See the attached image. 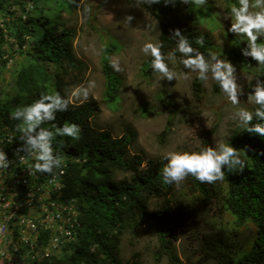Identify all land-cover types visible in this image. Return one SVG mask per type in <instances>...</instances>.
<instances>
[{
	"label": "trees",
	"instance_id": "16d2710c",
	"mask_svg": "<svg viewBox=\"0 0 264 264\" xmlns=\"http://www.w3.org/2000/svg\"><path fill=\"white\" fill-rule=\"evenodd\" d=\"M77 3V0L76 3L70 0H0V68L12 62L14 72L8 88L2 85L3 78L0 79V135L4 126L16 128L18 121L11 119L10 113L17 106L30 104L41 94L59 93L69 102L71 88L83 80L86 65L71 49L75 34L64 18V14L72 13ZM137 3L156 18L159 24L157 43L165 56L176 48V40L172 38L176 29L201 53L207 54L213 49L208 33L200 29V22L211 14V0H206L202 6L194 2L185 4L183 0H175L174 4H166L164 0L153 4ZM228 35L233 42L224 52L225 59L240 69L258 65L251 57L241 54L246 44ZM200 36L204 37L203 46L196 43ZM115 48V42L111 41L103 47L100 58L107 101H113L121 86V78L113 72L108 58ZM180 57L176 51L174 58L183 66ZM17 58L20 60L16 61ZM150 61L151 57L147 56L140 64V73L145 78L155 73ZM258 68L257 75L264 78V65ZM190 88V104L186 106L175 105L166 90L158 94L159 108L168 115L163 130L157 135L160 142L163 143L178 114L196 116L200 113L202 80L195 77ZM155 111L148 104H141L138 110L141 115H151ZM95 115L96 110L90 102H69L67 111L56 113V123L62 125L71 121L81 128L78 139L62 137L53 143L61 155L79 160L78 164L66 167L65 184L56 198L62 203L74 201L78 226L60 250L42 258L39 264H140L138 252L129 259L121 258L120 241L124 234L134 233L149 224L155 237L151 253L154 263L164 258L167 264H264V137L249 134L237 125L225 142L245 151L242 158L246 167L242 171L225 167L222 181L201 183L189 175L179 186L176 183L168 185L160 176L165 163L162 158L144 162L140 155L127 153L135 137L133 130L127 129L119 138H112L106 130L91 128L89 119ZM214 131V125L203 130L199 145L183 151L212 146L210 138ZM120 173L123 177L117 179ZM41 174L42 177L46 175ZM55 196L53 193L52 198ZM152 200L158 203L150 210ZM200 209L204 211L206 230L202 232L198 248L182 262L174 247L175 231L187 225L192 212L201 214ZM245 224H251L254 233L247 251L239 255L242 243L238 236ZM14 227L16 241L19 237L16 220ZM50 235L41 232L38 244H46ZM37 250L19 245L11 264H20V257L31 260ZM36 260L37 257L32 262Z\"/></svg>",
	"mask_w": 264,
	"mask_h": 264
},
{
	"label": "rangeland",
	"instance_id": "374dc122",
	"mask_svg": "<svg viewBox=\"0 0 264 264\" xmlns=\"http://www.w3.org/2000/svg\"><path fill=\"white\" fill-rule=\"evenodd\" d=\"M77 1L76 8L71 14H64V18L68 22V28L74 30L75 36L71 42L73 53L86 65L83 80L77 86L88 88L89 94L86 100L82 95L73 97L72 93L77 87L75 86L69 94V99L72 103H92L98 110L93 125L95 128L109 131L112 137L120 136L127 129L133 130L136 136L128 149L130 155L138 154L144 161H147L152 158H162L169 151L193 149L199 145L200 133L213 125L215 131L211 136V143L215 147L216 141H225L237 126L234 119L236 108L250 109L255 106L248 100V96L257 79L264 81L262 76L257 75L259 65L248 66L247 69L235 66L237 83L242 89V94L238 97L241 102L239 105L231 104L209 71V78L206 81L202 80L203 101L200 113L196 116L178 114L163 143L160 142L157 135L163 130L168 115L159 108L158 94L166 90L172 95L175 105L190 104L191 81L197 77V73L186 69L184 65L179 66L175 58L171 57L166 62L169 68L177 73L176 79L169 81L159 73H153L147 78L141 75L140 64L147 57L141 48L146 42H158L159 24L154 16L139 6L138 0ZM232 5H238V0L235 2L233 0H211V14L200 22V29L208 33L213 44V49L204 54L210 61L213 55L219 59H225L224 52L231 47L233 42L228 33L243 44L247 43L246 38L228 31L231 19H225L224 16ZM129 15L133 17V20L128 26L123 21ZM111 41L115 42L116 48L108 58L110 61L119 60L121 70L113 71L121 78V86L116 99L109 102L104 97L105 86L100 58L103 47ZM19 60L20 58L16 59V61ZM12 64L9 62L5 68H0V79L4 80L2 85L4 87L7 85V88L14 73ZM184 73H189L187 78ZM90 82H94V86H90ZM215 86H217V91ZM141 104H148L155 108V113L139 114ZM117 177L121 178L122 175ZM157 203L152 200L149 209H154ZM200 212L202 213L198 215L192 212L187 225L182 230L175 231L174 247L182 262L192 256L198 248L202 232L206 230L203 224L204 211L200 209ZM253 233L254 229L251 224H245L240 228L238 240L242 243V249L239 255L249 248ZM154 247L153 227L150 224L144 225L136 232L122 236L121 258L129 259L133 253L138 252L140 264H167L164 258L160 263L153 262L151 253Z\"/></svg>",
	"mask_w": 264,
	"mask_h": 264
},
{
	"label": "clouds",
	"instance_id": "9594fccd",
	"mask_svg": "<svg viewBox=\"0 0 264 264\" xmlns=\"http://www.w3.org/2000/svg\"><path fill=\"white\" fill-rule=\"evenodd\" d=\"M138 2L153 4L160 3V0H138ZM164 2L174 4L175 0H164ZM190 2L202 6L206 3V0H183L185 4ZM70 3H76V0H70ZM224 18L231 19L229 32L241 35L242 38L247 40L246 47L241 49V54L244 57H251L258 65H264V0H254V2L253 0H238V5L230 6L229 12L225 14ZM132 20L133 17L129 15L125 17L123 22L129 26ZM172 38L176 40V48L168 56L162 54L161 45L157 42L143 44L141 51L151 57L150 65L153 72L161 74L163 78H167L169 81L173 78L176 79L177 73L169 68L166 61L174 57L176 51H178L181 54L180 59L184 67L196 72L198 79L206 81L209 78L208 73L211 71L212 78L218 82L231 104L239 105L241 103L238 97L242 94V89L237 83L236 68L232 63L225 59H219L215 55L211 57L210 61L203 53L192 46L189 39L179 29L174 30ZM196 43L203 46L204 37H197ZM110 66L114 71L121 70L119 60H111ZM188 75L189 73H184L185 78ZM90 86H94V82H90ZM88 94V88L77 86L72 96L80 97L82 95L86 100ZM248 100L256 107L252 110L237 107L234 119L239 127L245 129V132L264 137V81L256 80ZM69 102L80 104L72 103L70 99ZM69 102L61 97L59 93L41 94L30 104L17 106L10 113V118L18 121L16 128L12 129L4 126L1 131L0 170L8 169L12 163L8 158L9 153L5 141L7 136H11L14 142L21 145L17 148L16 155L19 161L26 160L22 166L29 170L30 175L26 177L27 182L25 184H7L0 188V192L6 195L5 197L14 200L16 203H22V206L13 214L9 222L8 231L2 245L5 255L0 259V264H11L12 256L19 245L39 249L34 253L37 257L35 263L32 262L35 258L33 255L31 260H29L30 258L26 260L24 257H20L22 259L20 264H39L42 258L60 250L61 246L73 236V231L78 226L74 201L62 203L56 199L60 196L65 184L66 167L79 162L78 158L70 155L63 156L53 147L54 141L58 138L78 139L80 136L81 128L78 124L65 121L60 125L55 122L57 119L56 113L67 111ZM97 115L98 110H96V115L89 119L91 128L97 131L105 130L95 128L93 125V120ZM120 136L111 137L119 138ZM129 147L127 148L128 154ZM21 152L24 155H20ZM243 153L245 151L232 147L229 141H216L215 147L208 145L194 151H169L162 157L165 163L162 166L160 176L163 183L168 185L176 183L177 186H179L180 181H183L189 175L201 183L222 181L225 175L223 168L242 171L246 167V161L242 158ZM132 155L129 154V156ZM15 167L17 168V165ZM41 173L46 174L45 177H42L43 174ZM52 179L54 183L51 182ZM117 179L119 178L117 177ZM53 193L56 194L55 199L52 198ZM44 208L49 212L59 213L60 215L59 218H54V221L48 223L50 226L47 229H43L42 225L39 224L44 214H47L45 212L41 216ZM15 220L19 232L16 241L13 235ZM26 220L37 223L36 229L26 228L24 224ZM64 231H69V234L65 235ZM41 232L51 234L48 242L44 245L38 244L37 241Z\"/></svg>",
	"mask_w": 264,
	"mask_h": 264
},
{
	"label": "built area",
	"instance_id": "2783aa9c",
	"mask_svg": "<svg viewBox=\"0 0 264 264\" xmlns=\"http://www.w3.org/2000/svg\"><path fill=\"white\" fill-rule=\"evenodd\" d=\"M8 153H9V160L12 161V163L9 165L8 169L0 170V188L4 187L7 184H20V183H26L27 179L26 177L30 175L29 170L25 169L22 165L25 163L24 161H19L18 157L16 155V150L21 145L17 144L13 141L11 136H7L5 138ZM11 141V143H9ZM20 155H24L23 152L20 153ZM17 165V168L15 167ZM52 183H54V180H51ZM6 195H3L0 192V259L5 255V250L2 247L3 241L5 239V236L8 231L9 222L13 217V214L22 206V203H16L14 200H10ZM13 201V202H11ZM13 207V209H12ZM65 209V208H62ZM47 212V214L43 216L42 220L39 221V224L42 225L43 229H47L50 225L48 223L54 221V218H59V213H53L49 212V210L45 209L41 213V216L43 213ZM23 222V221H21ZM25 227L31 230H35L37 227V223H35L32 220H26L24 221ZM65 235L69 234V231H64ZM26 241V239L24 238ZM56 241V239H55Z\"/></svg>",
	"mask_w": 264,
	"mask_h": 264
}]
</instances>
